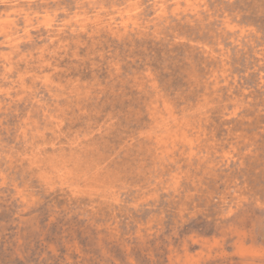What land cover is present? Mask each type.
<instances>
[{
    "label": "rangeland",
    "instance_id": "rangeland-1",
    "mask_svg": "<svg viewBox=\"0 0 264 264\" xmlns=\"http://www.w3.org/2000/svg\"><path fill=\"white\" fill-rule=\"evenodd\" d=\"M0 264H264V0H0Z\"/></svg>",
    "mask_w": 264,
    "mask_h": 264
},
{
    "label": "bare ground",
    "instance_id": "bare-ground-1",
    "mask_svg": "<svg viewBox=\"0 0 264 264\" xmlns=\"http://www.w3.org/2000/svg\"><path fill=\"white\" fill-rule=\"evenodd\" d=\"M60 1V0H59ZM182 1V0H181ZM172 2V1H171ZM77 3V2H76ZM148 3V2H147ZM164 3H166V2H164ZM182 3V2H181ZM167 4V3H166ZM174 4V3H173ZM185 4V3H184ZM72 5V4H71ZM156 5V4H155ZM191 6H192V4H190ZM65 7V6H64ZM175 7V6H174ZM186 7H188V6H186ZM197 7V6H196ZM146 8V7H145ZM72 9V8H71ZM194 9V8H193ZM38 11H40L39 9H38ZM184 11V10H183ZM49 12V11H48ZM150 12V11H149ZM179 12V11H178ZM155 13V12H154ZM161 15V14H160ZM223 15V14H222ZM75 17V16H74ZM155 18V17H154ZM129 19V18H128ZM157 20H159V19H157ZM159 23V22H158ZM157 23V24H158ZM162 23V22H161ZM130 24V23H129ZM150 25V24H149ZM159 25V24H158ZM52 27V26H51ZM48 32V31H47ZM239 34V33H238ZM231 41V40H230ZM193 44V43H192ZM198 44V43H197ZM198 46V45H197ZM200 46V45H199ZM209 52V51H208ZM212 54V53H211ZM209 61V60H208ZM224 77H226V76H224ZM226 79V78H225ZM263 81V80H262ZM200 85V84H199ZM203 85V84H202ZM152 107V106H151ZM153 111V110H152ZM151 115H152V113H151ZM59 124V123H58ZM164 138V137H163ZM174 139V138H173ZM175 140V139H174Z\"/></svg>",
    "mask_w": 264,
    "mask_h": 264
}]
</instances>
